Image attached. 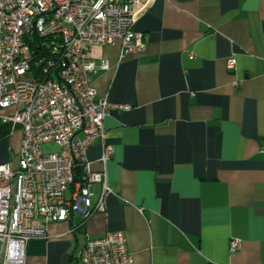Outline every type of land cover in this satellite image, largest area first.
Wrapping results in <instances>:
<instances>
[{"label":"crops","instance_id":"0c3cea01","mask_svg":"<svg viewBox=\"0 0 264 264\" xmlns=\"http://www.w3.org/2000/svg\"><path fill=\"white\" fill-rule=\"evenodd\" d=\"M134 17L143 51L89 53L109 65L90 85L129 105L103 117L105 163L101 140L86 151L105 169V208L50 222L25 264H74L88 237L112 230L133 264H264V0H154ZM20 139L19 128L0 137V162L16 163Z\"/></svg>","mask_w":264,"mask_h":264},{"label":"built area","instance_id":"2783aa9c","mask_svg":"<svg viewBox=\"0 0 264 264\" xmlns=\"http://www.w3.org/2000/svg\"><path fill=\"white\" fill-rule=\"evenodd\" d=\"M153 1L0 0V121L21 132L16 163L0 162V264H25L27 243L45 238L50 222L104 210L105 169H92L86 151L101 140L105 163L113 148L104 143L103 117L129 105L90 85V74L109 65L89 53L95 43L118 45L121 57L143 51L135 6ZM49 142L58 148L44 150ZM239 244L232 238L230 251ZM74 264H133V256L124 232L112 230L88 237Z\"/></svg>","mask_w":264,"mask_h":264},{"label":"trees","instance_id":"16d2710c","mask_svg":"<svg viewBox=\"0 0 264 264\" xmlns=\"http://www.w3.org/2000/svg\"><path fill=\"white\" fill-rule=\"evenodd\" d=\"M11 132L10 124L7 122H1L0 121V137H3ZM79 173V171H78ZM80 173L77 174L76 179H80Z\"/></svg>","mask_w":264,"mask_h":264},{"label":"rangeland","instance_id":"374dc122","mask_svg":"<svg viewBox=\"0 0 264 264\" xmlns=\"http://www.w3.org/2000/svg\"><path fill=\"white\" fill-rule=\"evenodd\" d=\"M57 146L52 143H47L43 145V149L48 151V150H56Z\"/></svg>","mask_w":264,"mask_h":264}]
</instances>
